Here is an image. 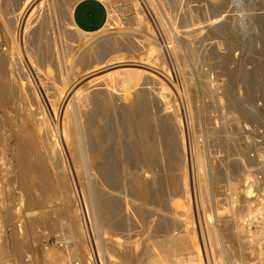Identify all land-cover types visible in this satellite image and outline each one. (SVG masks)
Wrapping results in <instances>:
<instances>
[{
    "label": "rangeland",
    "instance_id": "rangeland-1",
    "mask_svg": "<svg viewBox=\"0 0 264 264\" xmlns=\"http://www.w3.org/2000/svg\"><path fill=\"white\" fill-rule=\"evenodd\" d=\"M79 1L0 0V77L10 84L0 100V264H143L157 252L173 254L170 264H264V0H100L107 25L84 36L71 29ZM124 67L142 68L134 100L104 79ZM24 130L32 192L13 150ZM166 237L193 248L165 251Z\"/></svg>",
    "mask_w": 264,
    "mask_h": 264
},
{
    "label": "bare ground",
    "instance_id": "bare-ground-1",
    "mask_svg": "<svg viewBox=\"0 0 264 264\" xmlns=\"http://www.w3.org/2000/svg\"><path fill=\"white\" fill-rule=\"evenodd\" d=\"M186 1V0H185ZM222 1V0H221ZM237 2H238V0H236ZM175 2V1H174ZM184 2V1H183ZM214 2V1H213ZM248 2H250V0L248 1ZM252 2V1H251ZM188 3V2H187ZM207 3H208V1H207ZM209 3H210V1H209ZM222 3V2H221ZM236 3V2H235ZM176 4V3H175ZM178 4V3H177ZM179 4H181V3H179ZM213 4V3H212ZM220 4V3H219ZM166 5V4H165ZM169 5H170V3H169ZM173 5V4H172ZM171 5V6H172ZM216 5V4H215ZM170 6V7H171ZM175 7H176V5H174ZM181 6H182V4H181ZM204 6V5H203ZM209 6V5H208ZM219 6V5H218ZM221 6V5H220ZM168 7V6H167ZM212 7V6H211ZM210 7V8H211ZM174 8V7H173ZM180 8V7H179ZM182 8H183V6H182ZM213 8H215V7H213ZM217 8V7H216ZM220 8V7H219ZM223 8H224V6H223ZM231 8V7H230ZM86 9V8H85ZM176 9V8H175ZM218 9V8H217ZM74 10V9H73ZM169 10V9H168ZM172 11H173V9H172ZM101 12V11H100ZM171 12V11H170ZM2 13V12H1ZM175 13H176V11H175ZM179 13V12H178ZM107 14V13H106ZM73 11H71V17H72V21H73ZM171 15H173V14H171ZM183 15V14H182ZM96 16H98V15H96ZM169 16V15H168ZM178 16V15H177ZM184 16V15H183ZM172 17V16H171ZM180 17V16H179ZM187 17V16H186ZM185 17V18H186ZM10 19V18H9ZM172 20H174V19H172ZM184 20V19H183ZM0 21H1V24H4V28L8 31L9 29V27H8V21H7V18L5 17V16H2V17H0ZM179 21H180V18H179ZM188 21V20H187ZM107 22H108V20H107ZM169 23H171V22H169ZM176 23V22H175ZM174 23V24H175ZM184 24V23H183ZM106 25H107V23H106ZM105 25V26H106ZM177 25V24H176ZM72 30H74L77 34H79V35H81V36H84V35H90V34H96V33H98V32H96V33H86V32H83V31H81L79 28H77L76 26H75V24H74V22L72 23ZM104 26V27H105ZM174 26V25H173ZM32 27H34V26H32ZM185 27H186V25H185ZM184 26H183V29L185 28ZM30 28V27H29ZM165 28V27H164ZM174 28H175V26H174ZM176 28H178V26L176 27ZM35 29V28H34ZM105 28H103V30H104ZM96 30V29H95ZM165 30V29H164ZM168 30V29H167ZM29 31V30H28ZM100 31V30H99ZM101 31H102V29H101ZM34 32V31H33ZM187 32V31H186ZM189 32V31H188ZM35 33V32H34ZM167 33H168V31H167ZM189 37V36H188ZM167 41H168V39H166ZM188 40V39H187ZM116 40H114V41H112L111 43H110V41H108L109 43H110V46H111V44L113 43V42H115ZM116 42H119V41H116ZM115 42V43H116ZM109 43H104V45L105 44H109ZM156 43V42H155ZM170 43V42H169ZM117 44H120V45H118V48H119V46L120 47H124L123 45H125L126 47L125 48H128L127 46L129 45V42L127 43L128 45H126V44H124V43H122L121 44V42L120 43H117ZM104 45H103V47H104ZM122 45V46H121ZM131 47H134L133 46V44H132V42H131ZM170 45V44H169ZM107 45H105V47H106ZM113 46H114V44H112V48H113ZM117 45H115L114 47H116ZM148 46V45H147ZM172 46V45H171ZM170 46V47H171ZM162 47H163V45H162ZM106 48H108V47H106ZM105 48V49H106ZM117 48V49H118ZM136 48H138V47H135L134 48V50H133V48L131 49V50H133V51H135L136 50ZM100 49V48H99ZM129 49V48H128ZM157 49V48H156ZM161 49V48H160ZM102 51L104 50V49H101ZM101 50H95V51H97V52H101ZM163 50V49H162ZM93 51V50H92ZM91 51V52H92ZM95 51H93V52H95ZM138 51V50H137ZM154 51V50H153ZM96 52V53H97ZM165 52V51H164ZM102 53H104V51L102 52ZM102 53H101V55L100 56H95L96 58L94 59V57H90V56H92L91 55V53H90V56H88V58H90L89 59V61H92V62H90L89 64L90 65H92V67H90L88 64H85V61H88L87 59H85V57L83 58L82 56L80 57V59H82L83 58V60L85 59V61H84V64L85 65H88L87 66V69H88V67L89 68H95L94 69V71H96L97 69H96V67H99V63H98V59H100V57L102 56ZM153 53V52H152ZM155 53H156V51H155ZM158 53V52H157ZM163 53V52H162ZM52 54V53H51ZM97 54H99V53H97ZM149 54H151L150 52H149ZM165 54H166V52H165ZM85 55V54H84ZM83 55V56H84ZM153 55V54H152ZM155 55V54H154ZM3 56V55H2ZM7 56V55H6ZM6 56L4 57H2V62H3V58H6ZM86 56V55H85ZM157 56V55H156ZM159 56H160V54H159ZM163 56V55H162ZM161 56V57H162ZM9 57V56H8ZM9 58H11V57H9ZM150 58V57H149ZM167 58V57H166ZM117 59V58H116ZM119 59V58H118ZM146 59H148V58H146ZM152 59V58H151ZM150 59V60H151ZM5 60V59H4ZM7 60V59H6ZM149 60V59H148ZM80 62H81V60H79ZM78 61V62H79ZM12 62V61H11ZM11 62H9V63H11ZM79 62V63H80ZM112 62V61H111ZM117 62V61H116ZM122 62V61H121ZM147 62V61H146ZM159 62V61H158ZM4 63V62H3ZM8 63V62H7ZM8 63V64H9ZM78 63V65H80ZM115 63V62H114ZM136 63H138V62H136ZM140 63V62H139ZM164 63V62H163ZM5 64H6V62H5ZM113 64V63H112ZM116 65H117V63H115ZM120 63H119V61H118V65H119ZM123 64V63H122ZM121 64V65H122ZM142 64H144L143 62H142ZM159 64V63H158ZM10 65V64H9ZM11 65H12V63H11ZM114 65V64H113ZM131 65V64H130ZM129 65V66H130ZM136 66L138 65V64H135ZM135 65H133V66H135ZM161 65V64H160ZM13 66V65H12ZM83 66V61H82V63H81V67H79V69H78V72H79V70L81 69V68H83V69H81V70H84L83 72L85 73V71L87 70H85L84 69V67H82ZM109 66H110V64H109ZM115 66V65H114ZM127 66V65H126ZM132 66V65H131ZM139 66V65H138ZM137 66V67H138ZM137 67H134V69L132 70V68H129V67H127V68H129V69H126V67H124L125 69H123V70H121L122 69V67H121V69L119 68V69H117L116 71H114L113 69L111 70V69H107V70H109V71H113L112 73L111 72H109V75H108V77L106 78V77H104V79H106V81L108 82L109 81V83L111 82V84H112V87L108 84V86L109 87H111V88H113L114 89V86H117V88H120V90H123V91H131V89H132V99L134 100V98H136L135 97V95L140 91H138V92H134V95H133V89H135V87L137 86V84H138V82H139V80H140V73H141V70H142V68H141V70H137L136 68ZM142 67H145V66H143L142 65ZM103 68H105V67H103ZM108 68H110V67H108ZM114 68V67H113ZM116 68H117V66H116ZM93 69H92V71H93ZM98 69H100V68H98ZM131 69V70H130ZM136 69V70H135ZM139 69V68H138ZM80 70V71H81ZM89 70H91V69H89ZM101 70H103V69H101ZM100 71V70H99ZM83 72L81 73V74H83ZM92 73V72H91ZM96 72H94V74H95ZM0 74H1V72H0ZM52 74V73H51ZM104 74V76H105V73H103ZM107 74V73H106ZM5 75V73L3 74V76ZM79 75V74H78ZM80 76V75H79ZM81 76H83V75H81ZM90 76V75H89ZM100 76V75H99ZM107 76V75H106ZM11 78L13 77V76H10ZM91 77V76H90ZM100 77H102V76H100ZM8 78V77H7ZM84 78H86L85 76H84ZM109 78V79H108ZM3 79H5V78H3ZM12 79H14V78H12ZM49 79V78H48ZM80 80H82L83 78H79ZM88 79V78H87ZM97 79V78H96ZM99 79V78H98ZM101 79H103V77L101 78ZM103 79V80H104ZM108 79V80H107ZM8 80V79H7ZM15 81V80H14ZM51 81V80H50ZM83 81V80H82ZM86 81V80H85ZM89 81V80H88ZM4 81L2 80V78L0 77V100L1 101H3V102H6V101H8L7 99H8V97H9V90L7 89V87H9L8 85H10V84H8V81H7V87H6V84H4V83H6V81L3 83ZM94 82H97V81H94ZM93 82V83H94ZM99 82V81H98ZM103 82V81H102ZM101 82V83H102ZM9 83H11L10 82V80H9ZM16 83V82H15ZM92 83V84H93ZM100 83V82H99ZM103 83H106V82H103ZM13 84V83H12ZM90 81H89V84H86L85 83V85H87V87H88V85H89V87L92 89L93 88V86L95 85H91L90 86ZM97 84V83H96ZM81 85V84H80ZM83 86H84V82H83V84H82ZM104 85H107V84H104ZM114 85V86H113ZM96 86V85H95ZM103 86V85H102ZM108 86H106V88L108 87ZM97 87H98V84H97ZM96 87V89H98ZM86 88V87H85ZM90 88H88V89H90ZM102 88V87H101ZM104 88V87H103ZM116 88V89H117ZM90 89V90H91ZM83 90V89H82ZM85 90H87V89H85ZM101 90V89H100ZM107 90V89H106ZM108 90L109 91H112V90H110L109 88H108ZM136 90V89H135ZM10 91H12L11 89H10ZM28 91V90H27ZM81 91V90H80ZM88 92L87 93H89V90H87ZM92 92H93V90H91ZM95 91V90H94ZM115 91V90H114ZM118 91V90H117ZM92 92H91V96H93L92 95ZM96 92V91H95ZM99 92V91H98ZM107 92V91H106ZM25 93V92H24ZM103 93V92H102ZM108 93V92H107ZM112 93H113V91H112ZM119 93V92H118ZM136 93V94H135ZM16 94V93H15ZM27 94V93H26ZM80 94H81V92H80ZM100 94V93H99ZM108 95H110V94H108ZM116 95H117V93H116ZM26 96V95H25ZM83 96V95H82ZM95 96V95H94ZM97 96V95H96ZM102 96V95H101ZM104 96V95H103ZM138 96V95H137ZM140 97V96H139ZM139 97H137V99L139 98ZM142 97V96H141ZM58 98H59V96H58ZM58 98H54L55 100H57ZM81 98V97H80ZM85 98H86V96H85ZM101 98V97H100ZM88 99V98H87ZM93 99H95V98H93ZM112 99H113V97H112ZM111 99V101H115V98L112 100ZM86 100V99H85ZM84 100V101H85ZM98 100V99H97ZM9 101H10V98H9ZM95 101V100H94ZM99 101H100V99H99ZM109 102V104L108 105H110V103H113V102ZM130 101H131V99H130ZM135 101H137V100H135ZM62 102V101H61ZM81 102H82V100H81ZM80 102V103H81ZM140 103H141V101H139ZM8 103V102H7ZM52 103H54V102H52ZM56 103V102H55ZM57 103H58V101H57ZM86 103H88V102H86ZM91 103V102H90ZM129 103V102H128ZM133 103H135V102H133ZM137 104H136V108H135V110L136 111H140V106L139 107H137L138 106V102H136ZM145 103V102H144ZM161 103V102H160ZM61 104V103H60ZM106 104V103H105ZM114 104V103H113ZM131 104V103H130ZM141 104H143V102L141 103ZM146 104V103H145ZM163 104V103H162ZM132 105V104H131ZM1 106H2V104H1ZM90 106H91V104H90ZM103 106H106V105H103ZM133 106V105H132ZM19 107H21V106H19ZM60 107H61V105H60ZM108 107V106H107ZM87 108V107H86ZM85 108V109H86ZM93 108V107H92ZM103 108V107H102ZM130 108H134V107H131L130 106ZM61 109V108H60ZM83 109V108H82ZM105 109V108H104ZM90 110H92L91 108H90ZM96 110V109H95ZM106 110V109H105ZM164 111H165V108L163 109ZM167 110V109H166ZM84 111V110H83ZM98 111V110H97ZM104 111V110H103ZM132 111V110H131ZM145 111V110H144ZM147 111V110H146ZM145 111V112H146ZM169 111V110H168ZM91 112V111H90ZM93 112V111H92ZM143 112V111H142ZM52 113V112H51ZM85 113V112H84ZM97 113V112H96ZM135 112H133V114H134ZM139 113V112H138ZM141 113V112H140ZM88 114H90V113H88ZM142 114V113H141ZM96 115V114H95ZM99 115V114H98ZM137 115V113L135 114V116ZM143 115V114H142ZM166 115H167V113H166ZM165 115V116H166ZM26 116H28V118H29V115H26ZM101 117V116H100ZM103 117V116H102ZM101 117V118H102ZM138 117V116H137ZM141 117V116H140ZM140 117H138V118H140ZM58 118V117H57ZM89 118V117H88ZM142 118V117H141ZM141 118H140V120H141ZM168 119V117H166V120ZM30 120H32V119H30ZM63 120H65V119H63ZM88 120H90V119H88ZM94 120H95V118H94ZM139 119H137V121H138ZM138 121V123L139 122H141V121ZM33 121V120H32ZM168 121V120H167ZM1 122V121H0ZM57 122V121H56ZM94 122V121H93ZM97 122V121H96ZM101 122V121H100ZM144 122H146V121H144ZM90 123H91V120H90ZM95 123V122H94ZM34 124V123H33ZM54 124V123H53ZM56 124V123H55ZM66 124V123H65ZM97 124V123H96ZM166 124H167V122H166ZM58 125V124H57ZM142 125V127L144 126L143 124H141ZM145 125H146V123H145ZM171 125V124H170ZM52 126V125H51ZM63 126H65V125H63ZM68 126V125H67ZM148 126V125H147ZM61 128H62V126H60ZM53 128V127H52ZM66 128H68V127H66ZM100 128V127H99ZM146 128V127H145ZM144 127H143V130L145 129ZM171 128V127H170ZM139 129V128H138ZM21 130H23V129H21ZM64 133H61L62 135H64V134H66V132H65V127H64ZM62 129H61V131H63ZM101 130V129H100ZM146 130V129H145ZM148 130V129H147ZM55 131H57V130H55ZM140 131H142V130H140ZM19 132H21V131H19ZM59 132H60V130H59ZM97 132V134L96 135H99V130H97L96 131ZM144 132V131H143ZM145 132H147V131H145ZM144 132V135H145V137H146V133ZM18 133V132H17ZM67 133H70V132H67ZM148 133H149V131H148ZM142 134V133H141ZM1 135V134H0ZM19 135V134H18ZM27 133H26V131L24 130L23 132H22V134H21V138L19 137V136H17V138L19 137L20 139H18L17 140V142H16V144L14 145L15 147H14V154H15V156L17 157V162H18V164L21 166V168H22V172H21V175H23V177H25V179L23 178V180L21 181V188L23 187L24 189H25V192H26V189H27V191H29L30 190V188H29V183H31L32 181H30L28 178L30 177V173H33V172H31V163H30V160H29V155H30V158L32 157L31 156V154H29L30 153V151L31 150H33L34 149V144H33V139H30V138H27ZM67 135V134H66ZM3 136V135H2ZM65 136V135H64ZM103 136H104V134H103ZM141 136V135H140ZM67 137H69V135H67ZM99 137V136H98ZM101 137V136H100ZM1 138V137H0ZM96 138H97V136H96ZM4 139V138H3ZM63 139H67V138H64L63 137ZM98 139V138H97ZM101 139V138H100ZM142 138H140V140H141ZM148 139V138H147ZM2 140V139H1ZM102 140V139H101ZM139 140V141H140ZM144 140H145V138H144ZM66 141H68V139L66 140ZM72 141V140H71ZM71 141H70V143H71ZM146 141V140H145ZM148 141V140H147ZM1 142V141H0ZM60 142V141H59ZM149 142H150V140H149ZM2 143V142H1ZM70 143H68V144H70ZM75 143V142H74ZM145 143H147V142H145ZM65 144H67V142H65ZM67 144V145H68ZM72 144V143H71ZM101 144V143H100ZM140 144V143H139ZM66 145V146H67ZM146 146V145H145ZM70 147H71V145H70ZM69 146H67L66 148H70ZM141 147V146H140ZM143 147H144V145H143ZM48 149H49V147H47ZM146 148V147H145ZM148 148H149V144H148ZM37 149V148H36ZM137 149V148H136ZM142 150V147L141 148H139V150ZM152 149V148H151ZM71 150H73L74 151V149H71ZM138 150V149H137ZM2 151V150H1ZM11 151H12V149H11ZM34 152L33 153H36L35 152V150H33ZM51 151V150H50ZM49 151V153H51ZM135 151V150H134ZM143 151H145V150H143ZM151 151V150H150ZM137 152H139V151H137ZM136 152V153H137ZM146 152H147V149H146ZM68 153H70V152H68ZM72 153V152H71ZM74 153V152H73ZM142 153V152H141ZM148 153V152H147ZM147 153H145V154H147ZM32 155H34V154H32ZM36 155V154H35ZM40 155V154H39ZM38 155V156H39ZM52 155V154H51ZM70 155V154H69ZM37 156V155H36ZM41 156V155H40ZM39 156V157H40ZM73 157L75 156L74 154L72 155ZM145 156V155H144ZM153 156V155H152ZM50 157V156H49ZM70 157H71V155H70ZM143 157V156H142ZM38 158V157H37ZM36 157H35V159H37ZM42 158V156L40 157V159ZM52 158V157H51ZM98 159L99 158V155L97 156V157H95V159ZM146 158V157H145ZM43 159V158H42ZM73 159V158H72ZM147 159V158H146ZM199 159V158H198ZM33 160V159H32ZM152 160V159H151ZM200 160V159H199ZM198 160V162H200ZM34 161V160H33ZM32 161V162H33ZM150 161V160H149ZM35 162V161H34ZM42 162V161H41ZM201 163H202V161H201ZM70 164V163H69ZM200 164V163H199ZM33 165H34V163H33ZM43 165V164H42ZM67 165H68V162H67ZM202 165V164H201ZM45 166V165H44ZM199 166V165H198ZM35 167V166H34ZM200 167V166H199ZM44 168V167H43ZM37 169V167L35 168V170ZM67 169H68V167H67ZM35 170H32V171H35ZM38 172H39V170H37ZM37 171H35V172H37ZM110 171H113V170H110ZM65 172H66V170H65ZM70 172V171H69ZM39 173H41V172H39ZM45 173V174H44ZM44 173H42V174H44L43 175V177H42V179L44 178V180H45V184L47 185H44V186H46V188L44 187V189H40L39 187H41V188H43L42 186H43V184H42V186H39L38 187V190L39 191H41L40 192V194H43V198H49L50 196H51V189H53L52 188V186H51V184L50 183H52V179H50L51 177H49V175L46 173V172H44ZM114 173V172H113ZM35 174H32V176H34ZM71 176V175H70ZM177 179V178H176ZM27 180H29L28 182H27ZM34 180H36V179H34ZM40 180V179H39ZM39 180L37 179L36 181H38V183H39ZM44 180H42L41 182H43ZM176 180L174 179V182H175ZM33 183V182H32ZM56 183V182H55ZM180 183V185H181V182H179ZM35 184V183H34ZM33 184V185H34ZM175 184H176V182H175ZM32 185V186H33ZM35 185H37L38 186V184H35ZM35 185L33 186V187H35ZM41 185V184H40ZM51 187H50V186ZM177 185H178V183H177ZM177 185H175L176 187H177ZM36 186V187H37ZM32 187V188H33ZM138 187H140V186H138ZM179 187V186H178ZM55 188V187H54ZM57 188V187H56ZM180 188V187H179ZM182 188V187H181ZM176 189V188H175ZM23 190V189H22ZM31 190H33L34 191V188L33 189H31ZM56 190V189H55ZM141 190V189H140ZM177 190V189H176ZM38 191V192H39ZM180 191V190H179ZM24 192V191H23ZM24 192V193H25ZM29 192H32V191H29ZM53 192H54V189H53ZM144 192H146V191H144ZM36 193V192H35ZM147 193V192H146ZM140 197H142L143 198V200H144V198H146V196L143 194V192L142 191H140ZM33 194L31 193H29V197L27 198V202H28V204L30 205V206H32V205H36V203H37V201L34 199V197L32 196ZM35 195V194H34ZM36 195H37V193H36ZM178 195H179V193H178ZM26 196H27V193H26ZM250 196V195H249ZM41 198H42V196H41ZM42 198V200H45V199H43ZM141 198V199H142ZM147 199V198H146ZM145 199V200H146ZM47 200V199H46ZM45 200V201H46ZM145 200H144V202H145ZM105 202V201H104ZM103 202V203H104ZM142 202V201H141ZM44 203V202H43ZM39 205V204H38ZM108 205H110L109 203H108ZM104 206V205H103ZM116 206H117V204H116ZM109 208H111L110 206H108ZM260 207V206H259ZM259 207H258V209L255 211V212H257L258 210H259ZM104 208H106V207H104ZM108 208V209H109ZM139 208H141V207H139ZM144 208V207H143ZM119 209V208H118ZM117 209V210H118ZM262 209V208H261ZM111 210V209H110ZM113 210V209H112ZM111 210V211H112ZM140 210V209H139ZM107 212H108V210H106ZM144 211H145V209H144ZM119 212V211H118ZM258 212H260V211H258ZM110 213V212H109ZM112 213V212H111ZM118 214V213H117ZM40 216V215H39ZM111 216H112V214H111ZM115 217V216H114ZM119 217V216H118ZM218 217V216H217ZM216 217V218H217ZM38 219V218H37ZM37 219H35V222L34 223H36V221H37ZM113 219H115V218H113ZM117 219V218H116ZM115 219V220H116ZM120 219V218H119ZM143 219V218H142ZM120 221V220H119ZM146 221V220H145ZM38 222H40V223H44V224H46V225H51V224H53L51 221H49V219L47 220V216L44 214H42V216L38 219ZM118 222V221H117ZM33 222H31L30 221V223H29V227H28V230L30 231V233L33 231V229H32V227H33V224H34ZM109 223V222H108ZM119 223V222H118ZM145 223H147V222H145ZM38 224V223H37ZM44 224H43V226H44ZM152 224V223H151ZM112 225V224H111ZM115 225V224H114ZM155 225V224H154ZM208 225V224H207ZM238 225V224H237ZM241 225V224H240ZM39 225H37L36 227H38ZM110 226V225H109ZM210 226V225H209ZM228 226V225H227ZM227 226H225V227H227ZM115 227H116V225H115ZM156 227V226H155ZM33 228H35V226L33 227ZM207 228H209L210 229V227H208L207 226ZM211 228H213V227H211ZM214 229V228H213ZM236 229V228H235ZM237 229H240V228H238L237 227ZM208 230V229H207ZM211 230V229H210ZM227 230H228V228H227ZM243 229H241V231H242ZM245 230V229H244ZM36 231V230H35ZM214 231H216V230H214ZM240 231V230H239ZM217 232V231H216ZM212 233V232H211ZM209 234V233H208ZM31 235H33L32 233H31ZM38 235L36 234V236H32L31 238H33V239H35L36 237H37ZM209 237H210V235H209ZM212 237V236H211ZM167 238V237H166ZM28 239H29V237H28ZM210 239V238H209ZM15 240V239H14ZM34 241H36V240H34ZM33 241V242H34ZM159 240H157V242H158ZM21 242V241H20ZM156 242V243H157ZM211 242V241H210ZM153 243V242H152ZM155 243V244H156ZM216 243V242H215ZM154 243L152 244V247H153V251L151 250L150 251V249L149 248H151L150 246H148L149 248L147 249L146 247H147V245H146V249L144 248V250H142L141 251V253L143 252V251H150L151 253H156V250H155V248H156V245H155ZM159 244V245H158ZM212 244V243H211ZM210 244V245H211ZM18 245V244H17ZM16 245V249L17 250H19ZM153 245H155V248H154V246ZM193 245H194V243L191 241V240H189V238H181V237H171V238H167V239H165V240H162L160 243L158 242L157 243V246H159L161 249H164L165 251H172L173 252V250H177L178 248L179 249H182L183 250V248H184V250L188 247L189 248V246H191L192 248H193ZM214 245V244H213ZM212 245V246H213ZM25 246V245H24ZM144 246V245H143ZM14 247V246H13ZM136 247V246H135ZM159 247H158V249H159ZM19 248H21V247H19ZM137 249H138V247H136ZM15 249V250H16ZM135 249V248H134ZM143 249V248H142ZM177 250V251H179V252H183V251H180V250ZM189 250H191V248H189ZM188 250V251H189ZM134 251V250H133ZM138 251V250H137ZM158 251H160V249L158 250ZM162 251V250H161ZM164 251V252H165ZM174 251V252H175ZM185 251H187V250H185ZM71 252V251H70ZM135 252V251H134ZM169 252V253H170ZM173 252V253H174ZM139 253L140 255H145L146 254V252L145 253ZM178 253V252H177ZM19 254V253H18ZM135 254V253H134ZM167 254H168V252H167ZM167 254H165L164 253V255L162 256L163 258H161L159 255H160V253H159V255H158V252L155 254V258H153V259H151L152 258V256H150L148 259V261H145V260H143V258L145 257V256H138V254H137V257L138 258H140V261L141 260H143L144 262H143V264H170V261H168V260H170V257H173V254H172V256H171V253H170V255H169V258L168 257H166V259L164 258L165 257V255L167 256ZM16 255H17V252H16ZM148 255H149V252L146 254V257H148ZM157 256H159V257H157ZM131 257V256H130ZM141 257H143V258H141ZM19 258H20V256H19ZM67 258V257H66ZM131 258H133V257H131ZM135 259H132V261L133 260H135V262H136V259H138V258H136V257H134ZM130 261V260H129ZM139 261V260H138ZM173 261V260H172ZM171 261V262H172ZM86 262V261H85ZM131 262V261H130ZM134 262V261H133ZM84 263V262H83ZM132 263V262H131ZM140 263V262H139ZM134 264V263H133ZM137 264H138V262H137ZM142 264V263H141ZM173 264V263H172Z\"/></svg>",
    "mask_w": 264,
    "mask_h": 264
},
{
    "label": "crops",
    "instance_id": "crops-1",
    "mask_svg": "<svg viewBox=\"0 0 264 264\" xmlns=\"http://www.w3.org/2000/svg\"><path fill=\"white\" fill-rule=\"evenodd\" d=\"M72 16L75 26L81 31L96 33L106 25L108 10L100 0H80L75 5Z\"/></svg>",
    "mask_w": 264,
    "mask_h": 264
}]
</instances>
